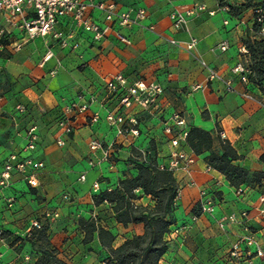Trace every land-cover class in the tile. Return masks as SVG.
I'll use <instances>...</instances> for the list:
<instances>
[{"label": "crops", "instance_id": "1", "mask_svg": "<svg viewBox=\"0 0 264 264\" xmlns=\"http://www.w3.org/2000/svg\"><path fill=\"white\" fill-rule=\"evenodd\" d=\"M109 1H115L121 10L143 8L148 12L145 21L122 30L130 38V45L120 42L114 34L95 44L90 34L81 32L67 18L58 29L74 34L81 42L79 50H63L52 39L37 38L23 44L19 52L0 58V175L5 158L12 154L45 163L34 174L37 186L15 174L10 188H0V264H21L26 260L37 264L41 254L30 235L36 222L45 226L59 258L68 264H103L110 248L117 249L127 240L143 235V223H120L114 205H96L94 197L99 194L94 193L93 186L100 181L102 190L110 188L124 194L120 182L139 175L132 160L136 150L155 151L160 163H167L174 148L164 131V122L176 112L186 119L190 130L210 132L220 153L223 140L219 131H224L226 142L240 156L236 165L247 170L249 181L244 185L245 192L238 194V187L224 174L207 170L209 152L198 155L188 142H183L181 148L195 157V163L190 174L183 170L173 173L181 189L173 219L174 227L189 228L181 236H166L169 247L160 264H229V250L247 231L235 223L220 229L218 218L228 214L248 212L246 226L264 247V218L260 214V207L264 206L259 201L264 192V176L261 182L253 180L264 173V94L255 85L243 86L233 73L239 64L250 63V55L242 51L245 40L249 36L262 38L254 32V25L255 10L264 0ZM248 3L252 7L238 15L231 13V8ZM197 6H204L205 10L190 18L184 29L176 30L172 13ZM92 16L96 22L104 23L101 12L94 11ZM0 26H7L1 13ZM21 36L18 29L14 30L12 42L20 43ZM193 40L196 47L188 51L185 46ZM224 43L229 45L225 52L219 48ZM49 49L55 57L43 63ZM200 60L222 76L233 78L236 92H226L223 82H210ZM58 62L62 66L53 77L50 72ZM120 74L130 83L143 79L160 83L165 89L157 107L135 106L129 110L143 123L142 133L136 138L117 137L105 121L109 110L119 108L120 100L107 94V84ZM197 86L201 88L195 90ZM247 90L252 99L243 97ZM80 101L92 102L90 113H100L102 120L91 124L85 114L78 115L74 131L65 134L59 126L60 119L66 107ZM20 105L28 107L26 114L16 112ZM33 126L38 127L39 138L36 150L29 151L26 134ZM92 140L117 143L113 169L107 165L90 167ZM59 141L64 145L60 146ZM82 174L86 175L85 182L79 180ZM204 189L222 195L215 216L200 213V193ZM66 193L73 196V201L63 199ZM136 196L135 205L155 208L156 200L143 189H137ZM10 198L15 200L12 207L8 204ZM48 212H59V218L46 220ZM94 217L96 229L89 233L81 222L94 224ZM101 229L109 234L108 243L101 240ZM255 262L264 264V259L256 258Z\"/></svg>", "mask_w": 264, "mask_h": 264}, {"label": "built area", "instance_id": "2", "mask_svg": "<svg viewBox=\"0 0 264 264\" xmlns=\"http://www.w3.org/2000/svg\"><path fill=\"white\" fill-rule=\"evenodd\" d=\"M204 6H197L186 11L176 10L172 13L173 27L176 30L184 29L190 18L195 16L198 12L204 11ZM98 11L104 15V23L96 22L93 19V12ZM0 13L7 22V26H0V58H4L13 52H19L23 44L31 42L37 38L45 40L52 39L58 44L61 49H71L77 51L81 47V42L75 38L74 34L67 35L60 31L58 27L62 25L67 18L74 21L75 25L83 33L91 35V41L95 44L101 43L111 34L125 45H130L131 40L128 36L122 33V30L134 24H140L148 17L147 10L129 9L121 10L118 4L109 0H0ZM255 14H258L257 21L261 24L260 35L264 39V13L261 9H256ZM18 29L22 34L19 42L15 44L12 42L14 30ZM152 31H155L154 26H150ZM173 45H178L175 40L170 41ZM14 43V46H12ZM196 40L187 44L185 48L192 51L196 47ZM223 52L229 49L228 43L221 44L219 47ZM244 54H248L245 47L242 49ZM55 57V52L49 49L44 57L43 63H47ZM202 68L208 72V79L210 82H223L226 92H236L233 78H226L216 69L211 67L207 62L200 60ZM62 66L60 62L50 72L51 76H56L59 68ZM0 65V73L2 72ZM233 73L239 76L240 83L248 87L250 85L249 74L251 73L248 65L239 64ZM197 86L195 90L200 89ZM107 94L110 97H118L120 100L119 108L109 110L105 116V121L113 130L117 137L133 136L139 137L142 133L143 123L136 114H129V110L135 106L144 109L157 107L159 101L165 94V89L160 83L150 82L140 79L136 82L130 81L124 75H117L111 78L107 84ZM246 99H252V95L248 90L242 93ZM92 102H74L66 107L63 117L60 119L59 126L65 134H71L75 129L76 118L78 115L85 114L90 120L91 124H97L102 120V116L98 112L90 113ZM28 107L20 105L16 108V112L24 115L28 112ZM164 131L170 137L171 146L174 151L171 152L167 163H160L158 154L155 151L141 150L144 162L148 159L157 162V167L160 170H167L169 172H176L183 170L187 174L192 172V166L195 163V157L181 148L183 142H188L190 129L187 126L186 119L181 113H174L167 121L164 122ZM219 136L223 141H226V134L224 131H219ZM27 146L26 149L34 151L38 143V127H31L26 134ZM60 146L64 145L63 141H59ZM117 143L104 144L99 140H92L90 143V150L92 159L89 161L91 168L107 165L113 169L114 154ZM3 172L0 175V188L5 190L11 187L13 175L19 174L28 181L31 186H37L34 180L36 171L45 167L44 162H36L32 158L22 159L16 154H12L5 158L3 165ZM213 168L208 166L207 170L211 171ZM81 182L86 181V175L82 174L79 179ZM101 182L98 181L93 186V191L96 194H101L104 191H111L110 188L102 190ZM245 187L237 188L238 194H243ZM216 190L204 189L200 193L199 206L201 208V215L215 216L218 206L222 201V195ZM181 197V189L179 188L176 203ZM66 201H73V196L70 193L63 195ZM259 201L264 206V192L260 193ZM9 207L15 204L14 198L8 200ZM260 214L264 218V208L260 207ZM46 220L59 218V212H48L45 214ZM248 212L241 214L223 215L217 220L220 229L224 230L230 224H239L246 227V234L237 241L229 250L227 260L229 264H257L256 258L264 259V247L261 240L252 233L246 226L248 222ZM96 221V218H93ZM43 224L36 222L33 225L30 235L33 230L42 229ZM189 225H181L172 227L167 234L168 237H178L188 230ZM3 258V253L0 250V261ZM14 264V263H10ZM21 264H28V260ZM103 264H108L104 261Z\"/></svg>", "mask_w": 264, "mask_h": 264}, {"label": "trees", "instance_id": "3", "mask_svg": "<svg viewBox=\"0 0 264 264\" xmlns=\"http://www.w3.org/2000/svg\"><path fill=\"white\" fill-rule=\"evenodd\" d=\"M250 7L252 5L248 3L240 8H231L230 11L233 15H238L239 12ZM257 9H261L264 13V1ZM258 16L256 14L254 25V32L257 34L261 31V24L257 21ZM244 45L251 58L248 64L251 71L249 74L250 85H255L264 94V39L249 36ZM188 144L196 154L200 155L213 150L214 139L210 132L194 128L190 131ZM143 159L141 154L140 160ZM239 160L240 156L237 151L226 141L222 143L221 154L214 153L207 158L209 166L224 174L228 181L236 187L246 185L249 181L247 170L236 165ZM147 161L139 163V175L137 177L120 182L124 194L119 190H112L104 191L94 197L96 205L105 202L114 205V211L118 213V222L125 224L143 223L145 225L143 235L127 240L117 249L110 248V255L105 260L108 261V264H160L162 257L168 250L169 242L166 240V236L175 223L173 212L179 185L172 172L158 169L156 161L151 159ZM262 175L264 176V173ZM139 188L143 189L146 195L152 196L156 200L154 209L133 204V201L137 199L136 190ZM81 223L89 233L91 232L90 228L96 229V221L94 224L87 221ZM104 235L109 234L101 229L102 241ZM31 239L37 241V250L41 254L37 264H68L59 258L58 250L50 242L44 225L40 230H33Z\"/></svg>", "mask_w": 264, "mask_h": 264}, {"label": "rangeland", "instance_id": "4", "mask_svg": "<svg viewBox=\"0 0 264 264\" xmlns=\"http://www.w3.org/2000/svg\"><path fill=\"white\" fill-rule=\"evenodd\" d=\"M144 78H145V77H144ZM209 153H210V155H211V154H214V153L221 154L220 151H219V149H218L217 147H213V150L210 151ZM140 158H141L140 151H137V150L134 151V152H133L132 160L134 161V163H135V168H137V169H138L139 163H140V162H142V163L144 162V161L140 160ZM147 162H148V161H147ZM262 177H263L262 174H258V175H256V176L253 178V180H256V181L261 182L260 178H262ZM133 204H135V203L133 202ZM146 208H147V207H146ZM94 229H95V228H90L91 232H93ZM91 232H90V233H91ZM36 238H38V237L36 236ZM110 239H111L110 236H108V235H104V236H103V243H108V242L110 241Z\"/></svg>", "mask_w": 264, "mask_h": 264}]
</instances>
